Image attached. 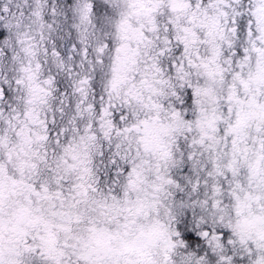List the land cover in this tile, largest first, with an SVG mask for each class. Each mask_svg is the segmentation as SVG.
Segmentation results:
<instances>
[{"label": "snow or ice", "instance_id": "snow-or-ice-1", "mask_svg": "<svg viewBox=\"0 0 264 264\" xmlns=\"http://www.w3.org/2000/svg\"><path fill=\"white\" fill-rule=\"evenodd\" d=\"M0 264H264V0H0Z\"/></svg>", "mask_w": 264, "mask_h": 264}]
</instances>
